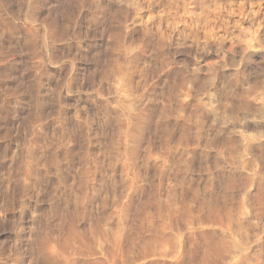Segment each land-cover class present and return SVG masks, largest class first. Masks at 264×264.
<instances>
[{
	"label": "rangeland",
	"instance_id": "374dc122",
	"mask_svg": "<svg viewBox=\"0 0 264 264\" xmlns=\"http://www.w3.org/2000/svg\"><path fill=\"white\" fill-rule=\"evenodd\" d=\"M0 264H264V0H0Z\"/></svg>",
	"mask_w": 264,
	"mask_h": 264
},
{
	"label": "bare ground",
	"instance_id": "6f19581e",
	"mask_svg": "<svg viewBox=\"0 0 264 264\" xmlns=\"http://www.w3.org/2000/svg\"><path fill=\"white\" fill-rule=\"evenodd\" d=\"M198 1V0H197Z\"/></svg>",
	"mask_w": 264,
	"mask_h": 264
}]
</instances>
